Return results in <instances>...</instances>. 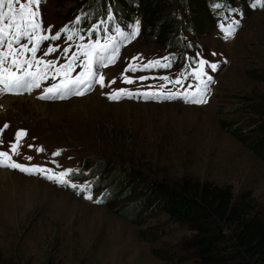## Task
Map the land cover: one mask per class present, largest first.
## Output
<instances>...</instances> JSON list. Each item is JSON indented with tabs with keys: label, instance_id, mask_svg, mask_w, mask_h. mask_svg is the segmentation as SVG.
Segmentation results:
<instances>
[{
	"label": "rangeland",
	"instance_id": "rangeland-1",
	"mask_svg": "<svg viewBox=\"0 0 264 264\" xmlns=\"http://www.w3.org/2000/svg\"><path fill=\"white\" fill-rule=\"evenodd\" d=\"M41 1L39 10L42 9L48 27L70 19L64 16L76 6V0ZM252 2L230 0L232 10L245 12L233 35L225 38L221 31L208 25L196 31L195 39L208 55L205 59L223 63L214 77V97H207V103H185L180 97L145 99L138 95L144 90L138 77L143 76L145 59L166 51L140 32L132 43L120 44L121 54L113 64L101 68L104 88L94 87L82 96L66 99L37 100L31 93L0 95V127L8 125L0 138V150H8L15 128H25L29 139L22 143L21 155L13 157L19 163L42 165L59 172L77 169L93 160L119 167L121 174L115 168L113 177L120 174V178H131L134 170L143 175L144 183L153 179L174 184L191 180L229 188L233 204L246 202L250 215L264 223V163L223 127L255 117L253 108L251 112L231 111L242 104H252L258 111L264 108V9H250ZM49 43L57 46L60 56L55 51L43 58L57 60V65L76 51V47H68L60 40L56 44L48 40L41 43L38 54L43 56ZM65 47L69 49L67 54L63 53ZM133 56L137 60L132 61ZM130 61L137 71L124 72ZM77 71L78 65L73 74ZM122 74L135 78L136 84L123 83ZM154 75L164 84L165 92H182L188 87L160 79L167 76L174 80L176 75L171 72ZM50 83L51 79L44 81L39 93ZM120 88L133 95L119 100L107 98ZM151 91L159 92L160 88L153 87ZM6 97H14L10 106L3 100ZM30 98L46 105L44 113L32 107ZM244 129L246 126L241 132ZM37 147L42 151L37 153ZM57 150L59 154L53 156ZM1 170L14 173L28 197L18 195L25 203L15 202L11 193L0 186V264H198L194 248H189L196 234L192 226L168 231L166 218L157 213L139 227L111 206L97 204L99 193L90 192L93 198L89 200L82 191L78 194L77 190L41 175L0 167ZM34 181L44 193L42 199L27 188ZM144 183L123 181L126 191L142 190ZM117 207L116 210L121 205ZM146 228L158 233L152 244L140 235ZM160 253L170 255L159 259Z\"/></svg>",
	"mask_w": 264,
	"mask_h": 264
},
{
	"label": "trees",
	"instance_id": "trees-1",
	"mask_svg": "<svg viewBox=\"0 0 264 264\" xmlns=\"http://www.w3.org/2000/svg\"><path fill=\"white\" fill-rule=\"evenodd\" d=\"M221 1L226 10L230 0ZM77 2L83 7L80 11L83 27H89L97 16L109 10L114 13L117 24L139 20L144 25L141 34H146L149 41L162 46L166 53L175 52L174 56H170L176 60L175 66H186V56L193 58L190 52L195 47L186 39L189 33L196 38L197 29L206 25L213 26L212 12L223 14L213 8L217 0ZM262 9L264 7L259 6L258 10ZM73 10L64 19L71 16ZM188 63L193 64L190 60ZM252 108L255 117L246 121L236 120L233 124L226 123L223 127L264 163V108L258 111L257 107L246 103L231 111L251 112ZM244 126L246 130L241 132ZM83 168L88 174L80 179L92 178L93 185L90 187L95 191H104L99 203L111 206L132 224L141 227L159 213L166 218L168 231H175L185 225L192 226L196 234L189 248H194L198 264H264V223L257 216L250 215L246 202L234 205L229 188L222 189L191 180L174 184L166 179H153L144 183L146 181L139 171H131V178H120L122 175L119 167L93 160ZM115 168L120 173L117 177H113ZM123 181L132 184L142 181L145 187L139 191L134 188L126 191ZM118 205L121 207L116 210ZM140 235L152 244L158 233L146 228ZM175 253L172 252V256ZM169 255L160 253L159 259H167Z\"/></svg>",
	"mask_w": 264,
	"mask_h": 264
},
{
	"label": "snow or ice",
	"instance_id": "snow-or-ice-1",
	"mask_svg": "<svg viewBox=\"0 0 264 264\" xmlns=\"http://www.w3.org/2000/svg\"><path fill=\"white\" fill-rule=\"evenodd\" d=\"M41 0H0V95L3 94H22L32 93L33 89L42 87L44 81L51 79L52 83L43 87V91L37 97L40 100L46 99H66L69 96H82L86 91L90 90L94 85H99L101 88L105 87V77L99 73L98 68L107 67L113 64L119 53L120 44L128 43L138 35L140 31V21L137 20L130 25V31L125 32L120 28H113L112 31L116 33L115 36L107 34V21H101L105 25V33L103 35V43H101V35L96 32V38L89 39L87 43H77L76 51L72 52L71 56L65 57V62L57 65V60H47L43 57L56 51L57 46L49 43L47 48L43 50V56L38 57L37 51L40 50L41 43L44 41H56L61 37L62 33H66L68 39L73 38L75 34L78 40L83 39L75 28L69 29L68 25L62 27L54 35H47L44 33L42 21L40 20L39 5ZM257 5L264 7V0H253L251 7ZM35 6V7H34ZM222 7L217 3L213 5L214 9ZM232 11H235L234 9ZM108 20L112 19L113 13L108 11ZM80 17H76L78 22ZM237 21L225 26L218 24V28L227 38L235 30ZM51 27V26H49ZM98 25L93 24L89 29L90 32L95 31ZM68 47L63 49V53L67 54ZM215 55V53H213ZM196 66L191 69L189 73L181 71L174 80H170L167 76H162L160 79L167 83L175 85H182L184 79L189 76L195 81V84H189L183 91H164V84L159 85V92L145 91L138 93L145 99L151 98L159 99H174L180 97L185 103L191 104H205L207 103V96L211 94L210 85L213 84L214 78L205 71V67L210 68L213 72L216 71L218 64L209 62L208 60L199 56L195 59L185 57ZM132 61L137 60L136 56L131 58ZM161 60L165 61L164 63ZM171 57L165 56L156 60H149L142 67H171ZM79 66V71L73 74L76 66ZM137 71L131 61L124 72ZM59 79L57 80V78ZM182 77L184 79H182ZM143 81L144 76L138 77ZM115 81H109L114 83ZM122 82L131 84L133 80L122 74ZM133 95L132 92L125 88L117 89L107 95L109 100H119L122 96ZM8 128L7 124L0 127V133ZM27 135L26 130L18 129L14 134L13 141L9 142L8 150H0V167L19 170L22 173L41 175L49 181H53L58 185L71 187L74 190L83 192L85 199H92L88 184H73L69 182V174L73 169H63L59 172H54L52 169L42 165H26L17 162L13 157L21 155L20 147L23 138ZM3 141H0V145ZM31 149L33 145H28ZM37 153L42 149L37 147ZM59 154V150L52 153L53 156ZM25 159L31 160V156H25ZM97 203L101 202L99 199Z\"/></svg>",
	"mask_w": 264,
	"mask_h": 264
},
{
	"label": "bare ground",
	"instance_id": "bare-ground-1",
	"mask_svg": "<svg viewBox=\"0 0 264 264\" xmlns=\"http://www.w3.org/2000/svg\"><path fill=\"white\" fill-rule=\"evenodd\" d=\"M76 8H77V3H76V6L73 10L74 13L76 12ZM36 94H37V92L32 93L33 96H35ZM3 100L6 102V105L10 106L12 104V102L14 101V97H6V98H3ZM79 100H82V99H79ZM28 102L31 103L32 107L39 113H44V111L46 110V105L43 104L41 101L33 100L30 98V100ZM13 176H14V173H12L10 171H6V170H1L0 171V186H1V188L4 189V191H9V193H11V198L13 201H15V202L20 201L21 204H23V203H25L24 199L22 197H17V196L20 195V196L28 197V194L22 191V188L20 187L21 184H17L18 181L16 179H14L15 177H13ZM32 184L30 183L29 186H27V184H26L28 190H30V192H32L33 194L40 195L39 198L42 199L44 197V193L40 190L38 183L36 181H34V182H32ZM54 196L55 195H52V199ZM61 196L64 197V195H61ZM78 205H79V203H78Z\"/></svg>",
	"mask_w": 264,
	"mask_h": 264
}]
</instances>
